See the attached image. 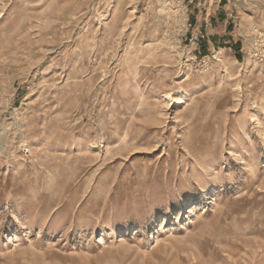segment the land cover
Segmentation results:
<instances>
[{
    "label": "rangeland",
    "instance_id": "374dc122",
    "mask_svg": "<svg viewBox=\"0 0 264 264\" xmlns=\"http://www.w3.org/2000/svg\"><path fill=\"white\" fill-rule=\"evenodd\" d=\"M0 264H264V0H0Z\"/></svg>",
    "mask_w": 264,
    "mask_h": 264
}]
</instances>
